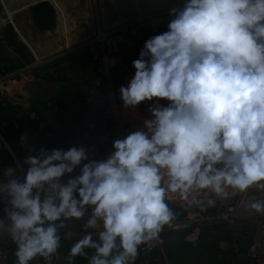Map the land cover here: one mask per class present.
Listing matches in <instances>:
<instances>
[{
    "label": "clouds",
    "instance_id": "9594fccd",
    "mask_svg": "<svg viewBox=\"0 0 264 264\" xmlns=\"http://www.w3.org/2000/svg\"><path fill=\"white\" fill-rule=\"evenodd\" d=\"M168 14L118 89L125 114L150 102L149 117L103 158L80 144L29 148L21 161L0 138L11 161L0 167V240L15 245L14 264H53L66 241V264H134L142 245L163 243L173 196L203 211L264 194V0H183ZM243 208L264 214V199Z\"/></svg>",
    "mask_w": 264,
    "mask_h": 264
},
{
    "label": "crops",
    "instance_id": "0c3cea01",
    "mask_svg": "<svg viewBox=\"0 0 264 264\" xmlns=\"http://www.w3.org/2000/svg\"><path fill=\"white\" fill-rule=\"evenodd\" d=\"M0 2L6 8V11L0 8V15L9 13L14 23V26L11 25L19 40L33 55L31 62L36 59H53L49 64L35 67L30 72L29 79L18 75L17 82H9V96L0 105V122L9 120L18 110L35 109L47 119L49 128L54 132L53 137H46L36 131L28 120L21 121L17 128L8 126L2 135L21 161L28 154L29 148L34 152L40 146L66 149L81 144V126L79 123L70 124L69 119L78 117L88 86L95 79H100L103 86L112 91L124 136L140 127L142 118L149 117L147 106L150 102H142L135 110V116L131 114V110L125 114L118 92L120 86H126L133 76L135 69L132 61L138 58V54H126L122 65L117 66V69L120 68L115 73L113 71L116 68L108 70L104 64L92 61L87 47L84 46L99 30L108 32L116 28V20L111 22L105 17L101 0H58L53 3L57 20L54 29L51 30H40L35 26L28 5L34 0ZM99 6L102 9L98 11ZM3 55H6L4 60L6 70L16 68L18 63L15 59L10 54ZM51 66L60 68L62 72L60 78H54L48 73V67ZM21 134L29 137V147H25L19 141ZM9 158L6 151L0 150V161ZM169 206L176 212V220L186 217L194 210L188 209L182 215L181 210L185 205L177 196L169 200ZM254 223L252 218H244L234 224L225 219H210L202 226L201 235L195 242H187L183 231L166 226L161 233V239L168 263L247 264L246 253L252 243ZM70 243L66 241L62 244L58 250L59 258H54L53 264H66L65 257ZM9 245L10 264H14L15 245L12 242ZM237 247L241 253L235 252ZM88 251L91 254V250ZM145 256L139 252L134 264H144ZM74 264H87V261L85 258L77 257Z\"/></svg>",
    "mask_w": 264,
    "mask_h": 264
},
{
    "label": "built area",
    "instance_id": "2783aa9c",
    "mask_svg": "<svg viewBox=\"0 0 264 264\" xmlns=\"http://www.w3.org/2000/svg\"><path fill=\"white\" fill-rule=\"evenodd\" d=\"M170 19L168 10H158L145 17H138L132 22L120 25L111 31H98L97 35L88 41L87 47L92 61L102 63L108 69H114L122 65L126 54L137 55L143 47L144 41L163 32V28ZM7 24L14 26L12 18L7 14L6 18L0 15V51L5 47V54H10L18 63L16 68L7 71L4 60L0 62V105L3 104L10 93L9 82H17L18 75L26 80L30 78V72L39 65L49 64L53 59L25 62L21 59L15 47L7 44L5 27ZM48 73L54 78H60L62 72L59 67H48ZM166 104L167 101H161ZM28 120L36 129L46 137H53L54 132L49 128L47 119L35 109L18 110L8 120L0 122V138L8 127L17 128L21 121ZM70 124L79 123L81 126V144L88 148L91 155L97 159L103 158L111 147L112 140L122 138L123 132L117 115L116 100L112 91L107 90L100 79H95L89 86L85 95L81 111L77 118H70ZM17 157V156H16ZM18 160L20 158L17 157ZM10 158L3 161L0 167L10 163ZM264 199V194L257 189L250 188L245 193L236 192L227 200L218 201L215 208L201 211L198 208L190 211L186 217L175 220L172 228L178 231H187L185 240L195 242L199 239L202 226L210 219H225L231 224L244 218L254 219L252 243L246 253L247 264H264V214L246 212L243 202L252 198ZM227 217V218H225ZM82 222L74 227L79 233ZM75 239V237H74ZM10 239L0 240V264H10L11 250ZM139 252L145 253L144 264H169L162 243L150 241L141 246ZM236 253H241L240 248H235ZM32 264H44L41 258H37Z\"/></svg>",
    "mask_w": 264,
    "mask_h": 264
},
{
    "label": "rangeland",
    "instance_id": "374dc122",
    "mask_svg": "<svg viewBox=\"0 0 264 264\" xmlns=\"http://www.w3.org/2000/svg\"><path fill=\"white\" fill-rule=\"evenodd\" d=\"M19 2L21 3V1ZM101 2V7L103 8L105 17L111 22L116 20L117 23L115 27H118L132 22L138 17L148 16L158 10H168L173 6H181L183 0H101ZM0 6L1 9L6 11L1 2ZM101 7L99 6L98 11ZM1 17L6 18L7 12L4 15L1 13ZM163 30H167V25L163 28Z\"/></svg>",
    "mask_w": 264,
    "mask_h": 264
},
{
    "label": "trees",
    "instance_id": "16d2710c",
    "mask_svg": "<svg viewBox=\"0 0 264 264\" xmlns=\"http://www.w3.org/2000/svg\"><path fill=\"white\" fill-rule=\"evenodd\" d=\"M35 1V0H34ZM57 2L58 0H52ZM1 8V7H0ZM31 16L33 18V22L35 26L40 30H51L54 29L57 20V13L54 5L50 1H40L34 5L29 6ZM6 33V41L7 44L13 45L15 50L21 57V59L25 62H31L33 59V55L28 47L18 38L17 33L15 32L12 25L7 24L5 27ZM6 55H3L0 51V62L1 59L5 60ZM117 67L113 72H117ZM193 209V208H192ZM188 211V208L185 206L182 208V215ZM184 234L187 231H183Z\"/></svg>",
    "mask_w": 264,
    "mask_h": 264
},
{
    "label": "water",
    "instance_id": "95a60500",
    "mask_svg": "<svg viewBox=\"0 0 264 264\" xmlns=\"http://www.w3.org/2000/svg\"><path fill=\"white\" fill-rule=\"evenodd\" d=\"M40 1H43V0H36V1H34V2H31V3L28 4V5L31 6V5H34V4L38 3V2H40ZM45 1H49V0H45ZM5 50H6V48L3 47V48H2V53H3V54H5ZM144 254H145V253H144Z\"/></svg>",
    "mask_w": 264,
    "mask_h": 264
},
{
    "label": "bare ground",
    "instance_id": "6f19581e",
    "mask_svg": "<svg viewBox=\"0 0 264 264\" xmlns=\"http://www.w3.org/2000/svg\"><path fill=\"white\" fill-rule=\"evenodd\" d=\"M51 3H54L55 1H51V0H49ZM166 2V1H165ZM6 9V8H5ZM8 15H9V13H8ZM10 16V15H9Z\"/></svg>",
    "mask_w": 264,
    "mask_h": 264
}]
</instances>
